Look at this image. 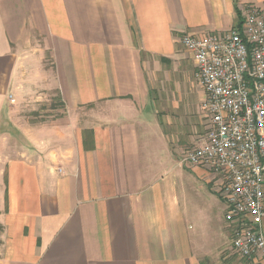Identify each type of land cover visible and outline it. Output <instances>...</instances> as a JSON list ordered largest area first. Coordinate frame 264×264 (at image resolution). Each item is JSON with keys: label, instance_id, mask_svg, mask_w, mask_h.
<instances>
[{"label": "crops", "instance_id": "0c3cea01", "mask_svg": "<svg viewBox=\"0 0 264 264\" xmlns=\"http://www.w3.org/2000/svg\"><path fill=\"white\" fill-rule=\"evenodd\" d=\"M247 4L264 9L0 0V264H221L230 229L220 180L177 165L209 128L180 38L230 29ZM182 77L197 102L181 101ZM40 91L62 116L12 114L9 96Z\"/></svg>", "mask_w": 264, "mask_h": 264}, {"label": "built area", "instance_id": "2783aa9c", "mask_svg": "<svg viewBox=\"0 0 264 264\" xmlns=\"http://www.w3.org/2000/svg\"><path fill=\"white\" fill-rule=\"evenodd\" d=\"M180 44L204 92L209 128L177 165L205 167L220 180L230 249L264 264V9L247 4L230 29L185 34Z\"/></svg>", "mask_w": 264, "mask_h": 264}, {"label": "rangeland", "instance_id": "374dc122", "mask_svg": "<svg viewBox=\"0 0 264 264\" xmlns=\"http://www.w3.org/2000/svg\"><path fill=\"white\" fill-rule=\"evenodd\" d=\"M183 82L184 79L182 77L179 92L181 101L183 102L190 99L197 102L198 90H188L186 84ZM11 112L12 114L19 116L24 123L29 121L41 122L62 116L63 107L57 97L51 95L49 92L46 93L40 91L32 93L31 95H26L24 99L19 102L11 103ZM221 258V264H260L250 258L239 256L231 249L223 251Z\"/></svg>", "mask_w": 264, "mask_h": 264}]
</instances>
